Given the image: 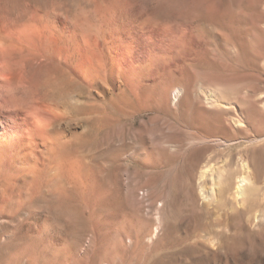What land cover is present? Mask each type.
I'll return each mask as SVG.
<instances>
[{
  "label": "rangeland",
  "instance_id": "374dc122",
  "mask_svg": "<svg viewBox=\"0 0 264 264\" xmlns=\"http://www.w3.org/2000/svg\"><path fill=\"white\" fill-rule=\"evenodd\" d=\"M187 1L191 4H183L182 0H0L1 30L25 46L21 48L22 52L18 50L15 55L17 60H24L26 64L48 62L63 65L66 60L78 66L90 60L85 56L91 59L96 56L109 65L112 60L109 54L116 56L121 49V41L126 39L133 43L129 59L131 62L140 63L152 57L149 79H133L137 86L136 91H131L129 97L126 96L119 103L113 87L108 83L110 98L114 100L111 99L113 106L110 104L109 108L111 126L108 150L105 153L107 156L99 155L85 160L88 165L86 182L88 180L91 185V189L87 191H91L94 202L80 193L72 194L73 198L69 195V199H74L71 202L69 200L70 203L66 198L68 195L59 205L33 202L31 214L25 211L31 215L30 223L13 231L11 227L7 228L11 239L0 242V264H264L262 214L258 221H254V215H259V211L264 214V175L257 183L252 178L251 168L246 174L249 176L246 186L254 188L260 203L254 211L247 209L253 202L250 196L242 199L240 196L242 202H232L224 197L221 203L205 197L209 182L197 179L202 161L211 160L213 166L221 169L228 155L236 158L240 152L248 151L252 158L261 153L262 144L247 145L240 137L244 127L232 122L229 125L227 116L234 114L231 111L227 114L224 108L213 109L226 113L223 123L220 126L215 123L208 124L209 127L202 132L204 137L197 142H192L186 136L182 137L180 129L175 124L172 127V123L163 117L155 118L148 109L152 104L140 111L141 113L135 111V105L141 102L139 99L143 98L142 102L145 101L144 94L151 92L155 85L165 79L167 72L163 66L168 64V52L176 57L181 55V60L188 64L193 62L197 53L206 50L205 61L198 66L202 71L206 69V61L211 55L207 53L209 46L206 45H201L194 51L184 45L182 50L175 37H169L167 40L170 41L163 44L159 41V35L155 34L152 40H147L145 34L148 33L142 32L125 38L121 29L117 28V23L126 17L140 25L143 24L144 17L196 19L199 15L191 6L196 2L202 4L203 0ZM251 1L253 0H243L241 6L237 4L233 8V17L261 16L255 8L247 9L250 8ZM86 21L101 28L98 37L80 35L74 30L75 27H71L73 22L83 24ZM8 54L10 53H1L0 50V65L10 62L12 56ZM119 63L125 65L126 61L119 60ZM171 75L186 78L185 64L171 66ZM145 85L149 86V91L144 90ZM259 87L264 89V79ZM171 90L167 93L168 97H171ZM216 92L224 100H235L231 90L221 89ZM151 95L154 100L158 98L155 91ZM79 97L68 98L69 105H74H70L72 115L68 124L72 130L76 128L80 135L81 142L78 141V146L93 135V123L87 121L88 114L75 103V99L80 102ZM169 99L171 98H168L170 102ZM242 101L239 102L241 105L238 103L237 109L246 114L247 103ZM260 101L264 102V96L258 100ZM175 103H169L170 109L177 110L178 105ZM260 106L258 109L264 112V105ZM207 109L212 110L208 107ZM169 123L170 126H167ZM141 130L143 131L139 133ZM167 138L172 143L184 141L181 149L174 151L176 153L172 152V148H165L171 159L176 154L177 158L171 161L164 158L166 153L162 145ZM148 151L151 155L155 151L157 154L146 160ZM235 177L231 181L233 189L237 186ZM99 191L104 192V195L99 194ZM101 195L103 198L100 200ZM71 203L75 204V213L69 215L65 208ZM89 204L93 211L105 215L108 224L104 227L105 231L99 227L101 225L95 226L99 227L97 230L91 226L90 220L93 219L87 217L92 214ZM93 206L98 210H94ZM91 234H94L93 241L88 238ZM98 234L101 235L97 236ZM95 237L99 240L95 241Z\"/></svg>",
  "mask_w": 264,
  "mask_h": 264
},
{
  "label": "bare ground",
  "instance_id": "6f19581e",
  "mask_svg": "<svg viewBox=\"0 0 264 264\" xmlns=\"http://www.w3.org/2000/svg\"><path fill=\"white\" fill-rule=\"evenodd\" d=\"M241 1L203 0L202 4L193 3L191 9L199 15L196 19L192 17H144L143 24L140 25L133 23L130 17L120 18L121 21L117 23V28L121 29L125 38L136 35L138 32L148 33L145 34L147 40H152L153 34L159 35V41L162 44L170 41L167 40L169 37H175L182 50L184 45L190 51H194L201 45L209 46L207 53L211 57L206 61V69L203 71L198 69V66L205 61L206 50L197 53L193 62L188 64L181 60V55L176 57L168 52L166 58L168 64L163 66L167 75L161 83H156L158 85H155L151 91L157 92L158 98L154 100L149 86L145 85L144 90L149 92L144 94L145 101L142 102L143 98H138L142 103L138 100L135 111L139 113L152 104L148 109L152 111L150 112L155 118L163 117L164 120L172 123V127L175 124L177 129H180V135L193 140L192 142L194 140L197 142L204 137L202 132L207 126L209 127L208 124L215 123L220 126L226 118L225 114L230 113L229 111L233 112L234 115L227 113L229 125H232L231 122L238 126L242 125L244 130L240 133L241 139L245 140L247 145L261 143V153L252 158L248 155V151L240 152L236 158L228 155L221 169L213 166L211 160L202 161L203 165L200 170L198 169L197 179L209 182L205 197L221 203L224 197L231 201L242 202L239 199L240 196L241 199L250 196L253 202L247 209L254 211L259 203L256 197L257 192L255 194L254 188L246 186V180L249 177L246 174L251 168L252 178L257 183L264 175V112L258 109V106L264 105V102H258L264 96V89L259 87L261 80L264 79V1L253 0L249 5L250 8H247H255L254 10L261 16L233 17V8L237 4L241 6ZM182 3L191 4L187 0H182ZM71 25L80 35L98 37L101 32L100 27L89 21L83 24L73 22ZM121 43V49L116 56L109 54L112 58L109 65L96 56L92 59L85 56L90 60L78 66L66 60L63 61V65L48 62L26 64L24 60H17L15 55L18 50L22 52L21 48L25 46L7 36L0 26L1 53H10L12 56L9 63L0 65V242L11 239V235L7 232L8 227H11L13 231L21 228V225L30 223L31 215L25 211L31 214L30 209L33 202L41 201L47 202L46 204L59 205L65 196L68 195L66 197L68 198L69 195L77 193L81 196H88L90 201H93L91 191H87L91 189V185L88 180L86 182L85 175L88 165L85 160L90 157L94 158V156L99 157V155L107 156L105 153L108 150L109 127L111 126L109 108L112 104L111 99L114 100L110 98L108 83L113 87L119 103L121 99L131 94V91H136L137 86L134 85L133 79L145 81L149 79L152 70V57L140 63H133L129 60L132 41L126 39ZM119 60L126 61V64L121 65ZM178 63L185 64L186 78L171 75V66ZM170 89H172V94L168 97L167 93ZM221 89L231 90L236 101H227L217 96L215 92ZM138 92L137 95H139ZM75 96H80L82 101L75 99V103L78 108L80 106V109L88 114L87 121L93 123L92 138L84 142L85 144L82 143L83 147L81 143L78 146L80 135L77 129L72 130L68 124V119L72 115L70 105L74 106L69 105L68 98ZM254 97L258 99L255 100ZM168 98H171L170 102H176L177 110L170 109ZM241 100L245 101L248 107L246 114L242 112L244 115L237 109ZM156 106L160 110L155 111L154 109L158 108ZM206 106L212 110L207 109ZM214 108H224L227 111L223 114L213 110ZM167 126H170V123ZM182 143H177V141L172 143L169 138L163 141V151L166 153L164 158L167 161L173 160L176 154L171 159L165 148H172V152L176 153L174 151L181 149ZM148 148L150 150L151 147ZM151 152L148 151V154L146 152V160L154 158L153 155L157 154V151L153 155ZM233 177L237 178L235 189L231 186ZM101 191L104 190L101 189ZM101 191L99 194L104 195ZM102 195L101 198L99 197L100 200L103 198ZM69 198L68 203L74 200ZM90 201L88 203H91ZM90 207L92 210V205ZM93 207L94 210H98L96 206ZM65 209L69 215L75 213V204L71 203ZM91 210L92 214L87 213L91 214V217H87L93 219L90 220L91 226L101 225L99 227L105 231L104 227L108 225L105 215ZM258 214L254 215V221H258L261 214L264 220V214L260 211ZM97 228L95 227L96 230ZM99 235L101 234L97 236ZM88 238L93 241L94 234L89 235ZM97 239L99 240L95 237V241Z\"/></svg>",
  "mask_w": 264,
  "mask_h": 264
}]
</instances>
